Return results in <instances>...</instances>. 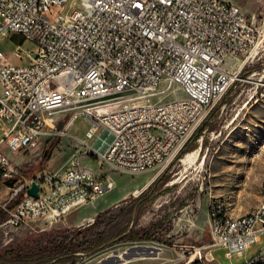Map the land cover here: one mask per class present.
<instances>
[{"label": "built area", "instance_id": "built-area-1", "mask_svg": "<svg viewBox=\"0 0 264 264\" xmlns=\"http://www.w3.org/2000/svg\"><path fill=\"white\" fill-rule=\"evenodd\" d=\"M11 32L35 48L5 49ZM256 32L255 15L228 0H0V184L15 179L5 201L17 200L10 209L0 202L5 222L60 218L109 189L108 177L78 158L27 178L14 161L66 135L80 113L91 121L88 137L104 128L94 145L80 140L83 154L115 171L136 174L173 159L240 79L236 57ZM64 111L67 122H50ZM33 181L38 198L26 193ZM208 220L210 241L188 245L192 255L184 263L213 264L211 248L241 253L259 240L264 185L259 205L239 220H230L212 195ZM242 264H264V246Z\"/></svg>", "mask_w": 264, "mask_h": 264}, {"label": "rangeland", "instance_id": "rangeland-1", "mask_svg": "<svg viewBox=\"0 0 264 264\" xmlns=\"http://www.w3.org/2000/svg\"><path fill=\"white\" fill-rule=\"evenodd\" d=\"M255 21L257 32L254 40L245 52L236 57V66L242 64L240 79L213 104L209 110L213 112L201 134L180 157L136 174L111 168L108 178L111 189L99 195L105 196L108 203L100 212V219L91 227L84 228L89 224L75 228L55 227L51 215L28 218L20 226L7 224V218L2 220L0 253L13 243L24 242L46 232L49 234L50 231L65 234L68 242L90 240L107 226L109 244L106 247L94 253H82L74 263L68 264H124V261H136L137 258L151 260L148 264H184L192 255L187 250L188 245L210 241L208 201L212 195L226 201L231 215L245 213L256 206L263 193L264 179V14H256ZM12 43H21L24 50L35 48V43L16 32L5 37L2 46L10 50ZM244 68L250 71L243 73ZM161 97L167 99L169 94ZM66 115L69 117L66 113L61 118L67 119ZM90 126L91 121L80 113L72 120L69 134L72 139L94 145L104 128L99 126L94 135L88 137L86 132ZM56 138L21 154L19 159L14 158L22 177L53 171L59 165L58 162L48 164L45 159L50 144L58 143ZM190 151L193 155L183 161V156ZM91 158L97 159L95 156ZM99 164L103 166L104 163ZM149 172L162 178L144 198L140 199L141 192L154 179L138 194L126 192L129 177ZM9 191L6 185L0 184V202L7 208L12 203L5 201ZM79 229L81 233H77ZM130 229L145 238L113 241L117 238L115 232ZM263 246L264 233L241 253L233 251L228 254L227 247L217 245L208 251V255L212 256L213 264H242Z\"/></svg>", "mask_w": 264, "mask_h": 264}, {"label": "trees", "instance_id": "trees-1", "mask_svg": "<svg viewBox=\"0 0 264 264\" xmlns=\"http://www.w3.org/2000/svg\"><path fill=\"white\" fill-rule=\"evenodd\" d=\"M250 71V69L243 70V73ZM213 112V111H212ZM209 112L207 117L201 122V124L194 130L193 134L188 138L185 142L181 150L175 156L174 159L181 156L182 153L189 147L194 138L198 137L201 134V131L206 124L207 119L212 114ZM56 142L50 144L48 148V152L45 153V159L48 161L51 157L52 150L56 147ZM162 176L158 175L154 178V180L147 186L145 190L141 192V198H144L148 192L156 187L161 181ZM23 196L21 193L17 199ZM17 203V200L12 201L11 205H9V209L14 207ZM100 213L97 214L94 218L92 224H89L86 227L93 226L99 219ZM8 217L7 210H4L0 207V222ZM81 229L78 230L77 233H81ZM57 232L54 234L53 232H49V234L42 233L38 236L24 240V242L11 244L8 249L2 251L0 253V264H68L74 263L82 253H94L104 247H106L109 242L107 237L109 235V230L107 226L104 230L99 233L96 237L90 240L85 241H70L68 242L67 236L60 235ZM115 240L113 241H121V240H135V239H144L145 236H140L135 232L132 233L130 230H119L115 232Z\"/></svg>", "mask_w": 264, "mask_h": 264}, {"label": "crops", "instance_id": "crops-1", "mask_svg": "<svg viewBox=\"0 0 264 264\" xmlns=\"http://www.w3.org/2000/svg\"><path fill=\"white\" fill-rule=\"evenodd\" d=\"M230 1V0H228ZM237 3L245 13L249 14H264V0H236ZM12 43L11 45H13ZM5 49H7L5 47ZM9 50V49H7ZM67 112H59L55 114L51 119L50 122L57 124L58 126H61L63 122L68 121V116L66 115L67 119H62L61 116L63 114H66ZM58 143L56 147L52 150L51 157L47 161L48 164L53 165L55 162H58V166L53 170L57 171L59 169H63L66 166L72 164L75 162V160L78 158L79 162L82 166L89 168L92 170V172L97 175H105L108 178L110 177V169L111 166L107 163H104L103 166H101L99 161L97 159L91 158L89 155H84L82 152V146L80 144L79 139H72L71 135L69 134V130L66 135L62 137H57ZM21 154H17L16 157L19 159ZM105 165V167H104ZM105 168V169H104ZM157 175V173L152 174L151 172L141 174L139 176H132L129 177L128 183L126 185V192L128 194L135 193L136 190L141 191V189L145 188ZM139 187V188H138ZM111 188L109 187L108 190L101 193H107ZM100 194V195H101ZM108 201L105 196L99 195L92 201H89L87 203H83L79 205L78 207L74 208L72 211L64 215L60 218H55L54 222H52V225L54 224L55 227H64V228H75L79 226H83L86 224H90L94 217L99 214L104 207H106ZM259 204V203H258ZM257 204V205H258ZM50 216V214H47L46 217Z\"/></svg>", "mask_w": 264, "mask_h": 264}, {"label": "bare ground", "instance_id": "bare-ground-1", "mask_svg": "<svg viewBox=\"0 0 264 264\" xmlns=\"http://www.w3.org/2000/svg\"><path fill=\"white\" fill-rule=\"evenodd\" d=\"M238 67H242V64H239ZM263 145V144H262ZM194 150V149H193ZM191 155H193V151L190 152H186V154L183 156V161H187L188 159H190ZM195 157V156H194ZM110 185V183H109ZM263 185H264V179H263ZM140 191L136 190L135 193L138 194ZM213 202H221V207H222V211H225V213L227 214V216H230V220H239L240 218H247L248 215L252 212V208H250L247 212L242 213V214H238V215H231V213L228 210V206L226 201L223 198H220L218 196H214L213 195ZM259 205V204H258ZM151 260H146V259H142V258H137L136 261H124V264H148L150 263ZM138 262V263H137ZM184 264H194V263H184Z\"/></svg>", "mask_w": 264, "mask_h": 264}, {"label": "water", "instance_id": "water-1", "mask_svg": "<svg viewBox=\"0 0 264 264\" xmlns=\"http://www.w3.org/2000/svg\"><path fill=\"white\" fill-rule=\"evenodd\" d=\"M15 179H12V180H6L5 181V184L8 185V186H12L13 182H14ZM26 193L30 196H33L35 198H38L39 196V185L37 182L33 181L31 183V185L26 188Z\"/></svg>", "mask_w": 264, "mask_h": 264}]
</instances>
